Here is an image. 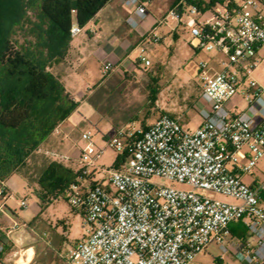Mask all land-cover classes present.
Returning <instances> with one entry per match:
<instances>
[{
	"label": "built area",
	"instance_id": "obj_1",
	"mask_svg": "<svg viewBox=\"0 0 264 264\" xmlns=\"http://www.w3.org/2000/svg\"><path fill=\"white\" fill-rule=\"evenodd\" d=\"M124 4L131 10L126 22L136 28L148 0ZM167 15L188 29L194 51L215 52L196 64L200 122L190 129L182 115L162 113L145 127L117 128L100 146L90 129L82 131L78 175L65 192L87 229L61 256L73 264H200L197 255L215 243L240 255V264H264V171L256 177L264 157V84L251 78L263 59L264 0H180ZM163 21L140 39L136 60L143 66L151 64L145 44L160 41ZM80 27L73 20L70 35ZM112 68L111 60L102 63L103 74ZM237 95L245 107L229 108ZM107 148L122 153L118 167L97 164ZM94 172L105 174L104 181H90ZM11 197L0 175V253L28 227L10 207ZM232 222L244 226L242 238L226 239ZM11 252L18 257L20 249Z\"/></svg>",
	"mask_w": 264,
	"mask_h": 264
},
{
	"label": "rangeland",
	"instance_id": "obj_2",
	"mask_svg": "<svg viewBox=\"0 0 264 264\" xmlns=\"http://www.w3.org/2000/svg\"><path fill=\"white\" fill-rule=\"evenodd\" d=\"M18 1L3 0L0 32L17 50L24 46L28 47L29 51L40 54L45 69L63 85L59 74L67 69L64 62L67 47L52 46L50 53L47 52V48L40 53L36 48V30L40 24L42 25L38 1L27 0L23 6L22 0ZM168 10L165 4H159L154 12L157 17L155 24L164 16L170 20ZM107 11L108 9H105L97 17L81 25L78 34L67 36V44L76 46L84 57L79 65L78 75L72 81L76 87L75 98H72L64 87L68 96L75 101L74 109L66 120L64 119L65 123L64 120L57 123L36 146L30 149L27 156L15 163L13 173L7 177V186L12 192L8 203L16 210L17 219L28 223L26 231L36 239L18 247L22 249L28 245H35L34 255L32 253L28 255V258L32 256L30 264H73L61 255L66 254L71 243L84 235L86 226L84 217L73 213L72 209L75 207L67 202L68 193L61 194L59 188L51 184L54 193L49 194L38 180L44 169L53 161L78 171L79 164L76 158L80 153V147L84 145L79 139L82 121L86 122L83 116L89 118L91 123L87 129L94 135L100 134L101 130L103 137L101 143L95 140L99 146L104 144L103 140L112 136L117 128L145 127L162 113L182 115L183 125L190 129H194L200 122V116L196 111V101L200 92L196 64L201 59L215 55V52L194 51L181 35L177 37L173 33L166 34L162 44H159L158 49L152 54L155 62L149 66H141L134 59L135 70L131 73L123 70L122 73L110 71L108 80L96 89L95 85L102 74L95 67L90 55L96 46L95 39L90 38L92 37L90 33L98 24H105L101 38L108 39L109 30L106 27L110 23L104 18ZM162 23L156 30L160 37L166 32ZM43 25L46 26L45 23ZM260 56L263 59L251 78L264 84V48L260 51ZM84 94L86 99L81 100L80 95ZM99 97L108 98V101L98 103ZM234 101L238 102L239 106L244 105L239 96L235 97ZM63 153L69 155L68 160L61 157ZM121 155L120 151L107 148L96 162L106 169L117 167L115 163ZM0 156L4 157L1 154ZM257 170L259 173H256V177L260 178V171H264V157L258 162ZM96 177L98 181H104L106 176L99 172ZM243 180L247 182L250 177L243 176ZM152 181L167 183L162 178H153ZM38 195L43 204H46L49 198L52 199L41 212L38 209L40 201ZM21 199L26 200V207L20 208ZM20 260L24 263L22 258ZM196 261L200 264H238L237 257L230 251L222 252L215 243L209 244L204 253L197 255Z\"/></svg>",
	"mask_w": 264,
	"mask_h": 264
},
{
	"label": "trees",
	"instance_id": "obj_3",
	"mask_svg": "<svg viewBox=\"0 0 264 264\" xmlns=\"http://www.w3.org/2000/svg\"><path fill=\"white\" fill-rule=\"evenodd\" d=\"M24 1L27 2L22 0V6ZM37 1L42 25L36 30V48L40 53L47 48L50 53L52 46H67L73 20L85 24L109 0ZM1 4L3 0L0 17ZM33 52L24 46L17 50L0 32V154L4 156H0V175L6 177L13 173L15 163L27 156L57 123L66 119L75 106L64 86L45 69L40 54ZM122 160L123 155L115 165L119 166ZM77 175L53 161L38 180L49 194L54 193L51 184L63 194ZM236 226L241 229L237 236L242 238L245 228L240 222Z\"/></svg>",
	"mask_w": 264,
	"mask_h": 264
},
{
	"label": "crops",
	"instance_id": "obj_4",
	"mask_svg": "<svg viewBox=\"0 0 264 264\" xmlns=\"http://www.w3.org/2000/svg\"><path fill=\"white\" fill-rule=\"evenodd\" d=\"M175 2L176 0H148L147 15L144 18L138 20V25L136 28H131L126 22V18L131 13V10L125 6L124 0H109L91 18L93 19L97 17L100 12L104 11L105 9H108V11L106 12L104 16L105 21L110 23L106 27V29L109 30L108 39L101 38L103 29H104L103 25L105 26V24H98L96 27L93 28V30L90 33L92 35V37L90 38L95 39V43H96L93 53L90 55L92 56L95 67H97L98 70L102 74L100 79H98L95 85L96 89L100 87L101 85H103V83L108 80V77H110L109 76L110 71H116L118 73H122V70H123L124 72L131 73L133 70H135V65L133 61L134 59H136V56L138 53V45L140 43V39L144 33H146L148 30H150L155 25V20L157 18L154 15L155 9L158 8L159 4L163 3L165 4V6H167V10H168L170 7L176 4ZM162 18L164 19V22L162 24L165 25L166 32L161 34V39L158 43H146L145 44L147 48L148 57L151 60V64L155 62L152 54L158 49V45L162 44L163 38L165 37L166 34L170 35L173 33L177 37L181 35L186 38L187 43L189 40L188 29L183 24H181V22L177 21L175 18L169 15H168V19H170L169 21L167 20V16L166 17L164 16ZM158 28L159 27L157 26L156 30H158ZM66 47H67V50H66L67 53H66L64 62L66 63L67 69H64L59 74L60 75L59 79L63 83L66 90L71 94L72 98H75L76 87L74 85V82L72 81H73V78L78 75L77 72L79 71V67H80L79 65L80 63H82V59H84V57L82 56L83 54L79 51V49L76 46L68 43ZM106 60H111L113 62V68L108 73L103 74L101 70V66H102V63ZM144 67H147V66H144ZM235 97H238V96H234L228 102L227 104L228 107L229 108L237 107L239 109L244 108L245 103L242 100L241 96L239 97L243 101V104H244L243 106H239L238 102L234 101ZM112 98L113 97H111V99ZM80 99L81 100L86 99L85 94L80 95ZM97 101L98 103H104L108 101V98L99 97L97 98ZM83 119L86 122L82 121L83 127H81V131L87 130V128L89 127L91 123L89 118L86 115L83 116ZM65 120L63 121L64 123H65ZM97 122L98 121H96V123ZM99 133L100 134L98 135H94V139L98 143H101V139L103 138L101 130L99 131ZM73 171L76 172L75 170ZM96 175H97V172L92 173L89 176L90 181H97ZM49 199L50 200L46 204L44 203L42 207L40 206L41 200L38 202V209L40 210V212L43 211V208L47 204H50L52 202V199L51 198ZM72 211L73 213H77L83 216L82 211L79 208L75 207L74 209H72ZM33 222L36 223V221H33ZM86 229H87V226H85V229H84L85 232L81 238L85 236ZM239 229L240 228L236 226V222H232V224L229 225L228 227L226 239L229 240L231 239V237H238L237 234L239 233ZM81 238H78L73 243H71V245L69 246V250L73 248L81 240ZM37 239H38L37 241H39V237ZM32 241H36V239L31 237L30 233H28L26 229L18 230L12 236V240L8 242L9 249H7L3 253H0V263L2 264H24L23 262L21 263V260L18 257L21 256L25 250L26 251L28 250L27 251L28 255L29 254L31 255V253L32 255H34L35 245H28L27 247L20 249V252H19L20 254L18 257L17 256L13 257L11 250L18 248L23 243L29 244ZM232 255L238 258V264H240V255H234L233 253ZM31 259L32 258H30L25 264H30ZM218 260L221 261V258H219Z\"/></svg>",
	"mask_w": 264,
	"mask_h": 264
},
{
	"label": "bare ground",
	"instance_id": "obj_5",
	"mask_svg": "<svg viewBox=\"0 0 264 264\" xmlns=\"http://www.w3.org/2000/svg\"><path fill=\"white\" fill-rule=\"evenodd\" d=\"M28 251V250H27ZM26 250L24 251V253L21 255V256H19L18 258L19 259H23L24 260V264L30 259V258H32V257H30V258H28V252H27ZM23 256V257H22Z\"/></svg>",
	"mask_w": 264,
	"mask_h": 264
}]
</instances>
